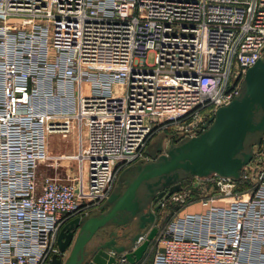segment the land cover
Returning <instances> with one entry per match:
<instances>
[{
    "label": "built area",
    "instance_id": "2783aa9c",
    "mask_svg": "<svg viewBox=\"0 0 264 264\" xmlns=\"http://www.w3.org/2000/svg\"><path fill=\"white\" fill-rule=\"evenodd\" d=\"M263 56L264 0H0V264H51L63 225L150 162L156 133L201 134ZM72 131L78 151L52 155L48 137ZM251 152L239 178L161 199L174 206L135 264H264V136ZM64 161L65 179L45 173Z\"/></svg>",
    "mask_w": 264,
    "mask_h": 264
},
{
    "label": "water",
    "instance_id": "95a60500",
    "mask_svg": "<svg viewBox=\"0 0 264 264\" xmlns=\"http://www.w3.org/2000/svg\"><path fill=\"white\" fill-rule=\"evenodd\" d=\"M204 128L198 136L172 143L165 151L159 143L160 155L152 154L150 162L124 170L99 208L104 211L72 218L63 225L51 264H114V257L107 253L110 249L124 253L127 264H135L143 258L157 227L134 250L138 234L128 239L127 233L118 236L114 230L106 232V228L115 226L125 231L135 225L142 230L153 224L159 200L180 191L186 179L211 174L239 178L242 167L251 160L252 145H259L264 136V56L247 69L240 95L218 108ZM255 136L258 138L252 140ZM160 190L152 202L157 205L150 210V199ZM95 236L100 237L96 240Z\"/></svg>",
    "mask_w": 264,
    "mask_h": 264
},
{
    "label": "rangeland",
    "instance_id": "374dc122",
    "mask_svg": "<svg viewBox=\"0 0 264 264\" xmlns=\"http://www.w3.org/2000/svg\"><path fill=\"white\" fill-rule=\"evenodd\" d=\"M153 62H154V53H149L147 55V57L145 58V63L151 65V64H153ZM168 134H170V132L166 131V132L156 133L153 136L149 146H150L151 149L154 150L155 154L158 153L157 147H158L159 143L163 147L164 151H165V149H167L169 147V145H170V143L168 142L169 140L166 139V135H168ZM51 136H56V137L48 138V144L51 141L52 145L54 146V149L52 150L53 151L52 155H54V156H57L59 154L60 155L61 154L65 155V153H66V155H72V153H74V152L76 153L78 151V148L76 146V137H75V132L74 131H72V133H70L67 137H62L61 135H51ZM49 139H50V141H49ZM150 148H149V150H150ZM63 163H64V165L62 166V168H63L62 170L64 171V173L62 172V170H59V169L55 170V171H52V172H50L48 170L45 173L47 175L58 176V177H60L62 173L63 174H66V173L70 174V172H71L70 166L65 165V164H67L66 161H64ZM69 163L73 164V161H70ZM183 185L184 186L186 185V181L183 182ZM115 186H117V183H116ZM173 206H174V204H172L171 202L168 201L167 207L165 209H160L159 210L158 217L160 218L161 222L164 219H168L169 218V215H167V214H170V209ZM198 209H199V207H197V206L196 207H189L188 211H195V210H198ZM164 215H167L168 217L166 218V217H164ZM119 231H120V229H119ZM127 231H128V234H129V237H128L129 239H132L135 235L140 234V233L143 232L142 230H139L137 227H134V226L130 227ZM150 260H151V257H149L147 259V261L142 260V263L143 264H150L149 263Z\"/></svg>",
    "mask_w": 264,
    "mask_h": 264
},
{
    "label": "flooded vegetation",
    "instance_id": "af4514ba",
    "mask_svg": "<svg viewBox=\"0 0 264 264\" xmlns=\"http://www.w3.org/2000/svg\"><path fill=\"white\" fill-rule=\"evenodd\" d=\"M258 138V136H255V137H253V138H251L252 140L253 139H257ZM249 141H251V140H249ZM252 142V141H251ZM172 144V143H171ZM250 144V143H249ZM154 154H155V152H154ZM161 153H156V155L158 156V155H160ZM162 190V189H161ZM161 190L160 191H158L157 193H154L155 195L153 196V198H151L150 199V203H151V208H150V210H153V208L157 205V203L155 204V205H152V202H153V200L157 197V195L159 194V192H161ZM160 201V200H159ZM105 210V209H104ZM104 210H102V211H104ZM160 210V209H159ZM159 210H158V212H159ZM102 211H98V212H102ZM97 213V212H96ZM158 214V213H157ZM134 227H136L135 225H134ZM116 228V229H115ZM119 229H120V227H115V226H112V227H108V228H106L105 229V231L106 232H109V231H112V230H114V231H116L117 232V235L118 236H121V234H125V233H127V238L129 237V234H128V229H125V231H119ZM100 236H95V238H93V239H96V240H98V238H99ZM129 239V238H128ZM83 264H87V263H83Z\"/></svg>",
    "mask_w": 264,
    "mask_h": 264
},
{
    "label": "crops",
    "instance_id": "0c3cea01",
    "mask_svg": "<svg viewBox=\"0 0 264 264\" xmlns=\"http://www.w3.org/2000/svg\"><path fill=\"white\" fill-rule=\"evenodd\" d=\"M50 137H56V136H49L48 138H50ZM49 141H50V139H49ZM76 146H77V144H76ZM149 148H150V146H149ZM149 148H148V151H147V153L149 154V156L150 155H152V154H154V150L153 149H151L150 148V150H149ZM54 149V146L52 145V142L50 141L49 142V144H48V150H49V152L51 153V154H53L52 152V150ZM72 154H75V152L74 153H72ZM60 155V154H59ZM61 155H64V154H61ZM65 155H66V153H65ZM151 157V156H150ZM65 165H68V166H70V169H71V172L72 171H74L75 172V170H76V161H73V164H70L69 162H68V164H65ZM62 170L63 168H57V170ZM69 169V168H68ZM48 170L50 171V172H52V171H54V169H52V168H48ZM62 172L64 173V171L62 170ZM70 172V173H71ZM61 174V178H63V179H65L66 178V174ZM69 174V173H68ZM117 183V182H116ZM116 187V186H115Z\"/></svg>",
    "mask_w": 264,
    "mask_h": 264
}]
</instances>
